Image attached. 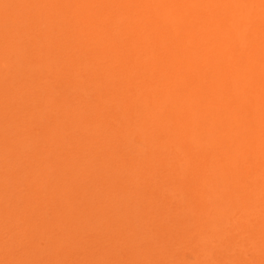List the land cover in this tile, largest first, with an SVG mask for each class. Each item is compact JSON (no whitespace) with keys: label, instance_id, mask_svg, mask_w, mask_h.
<instances>
[{"label":"bare ground","instance_id":"6f19581e","mask_svg":"<svg viewBox=\"0 0 264 264\" xmlns=\"http://www.w3.org/2000/svg\"><path fill=\"white\" fill-rule=\"evenodd\" d=\"M0 27V66H29L0 70L19 126L49 128L48 148L82 131L86 162L126 166L137 140L133 169L156 187L155 161L197 171L199 213L219 207L206 236L264 264V0H0Z\"/></svg>","mask_w":264,"mask_h":264},{"label":"rangeland","instance_id":"374dc122","mask_svg":"<svg viewBox=\"0 0 264 264\" xmlns=\"http://www.w3.org/2000/svg\"><path fill=\"white\" fill-rule=\"evenodd\" d=\"M27 26L25 18L19 28L28 31ZM6 67L0 66V70L20 74L28 73L29 66L23 70ZM2 100L0 264H210V258L218 260L215 264H234L233 260H239L231 242L227 252L221 242L206 236L210 222L214 220L213 226L219 223V207L209 216L199 213L201 186L193 181L197 171L190 173L185 165V175L172 178L176 171L155 161L156 174L163 177L157 181L158 187L150 185L145 176H136L139 173L129 156L139 157L141 163L146 158L145 147L141 144L140 148L137 140L126 145V166L123 159L111 160V156L98 153L86 162L83 158L90 143L82 131L66 132L65 140L71 143L67 147L48 148L49 128L19 126L13 118L15 106L7 101L2 104ZM118 175L122 177L116 178ZM173 181L180 183L181 189L177 184L172 190ZM229 223L225 235L219 237L223 244L228 235L240 231ZM249 253L242 254L244 261Z\"/></svg>","mask_w":264,"mask_h":264}]
</instances>
